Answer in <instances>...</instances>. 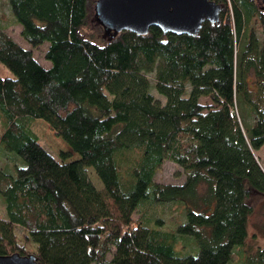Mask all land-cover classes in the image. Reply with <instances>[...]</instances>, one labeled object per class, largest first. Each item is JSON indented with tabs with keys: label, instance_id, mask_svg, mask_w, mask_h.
<instances>
[{
	"label": "trees",
	"instance_id": "obj_1",
	"mask_svg": "<svg viewBox=\"0 0 264 264\" xmlns=\"http://www.w3.org/2000/svg\"><path fill=\"white\" fill-rule=\"evenodd\" d=\"M215 1L218 21L196 34L103 29L97 41L83 30L95 0H6L29 46L0 21V63L12 72L0 75V150L13 155L0 166V254L228 264L236 251L241 264H264V246L241 249L250 198L264 199L254 153L264 144V0ZM45 42L47 66L33 54ZM35 118L77 158L45 148ZM165 160L181 167L182 182L155 180ZM167 204L179 209L171 226L150 216ZM178 236L194 247L177 248Z\"/></svg>",
	"mask_w": 264,
	"mask_h": 264
},
{
	"label": "rangeland",
	"instance_id": "obj_2",
	"mask_svg": "<svg viewBox=\"0 0 264 264\" xmlns=\"http://www.w3.org/2000/svg\"><path fill=\"white\" fill-rule=\"evenodd\" d=\"M95 3V2H94ZM260 4V2H258ZM263 3V2H262ZM89 17L87 20V24L83 27V30L89 35H93V39L99 41L101 38H104L103 27L94 15H91L94 12V4L89 9ZM91 15V16H90ZM0 21L4 26V30L10 34L13 39L23 46H29L27 41L21 35V25L16 23L9 11V7L7 5L6 0H0ZM47 46V42L42 44L39 48L33 49V54L35 58L42 65H49V60L45 59L43 56V51ZM0 75H12V72L5 67L2 63H0ZM150 79L152 80V74H149ZM153 81V80H152ZM152 92L154 96H160L155 89L152 88ZM200 100L202 102H207L209 99L207 97H201ZM31 129L37 135L40 143L47 148L55 157H59V153L61 151H69L70 156L68 159L77 158V154L71 151L68 145L55 134V132L50 128V126L41 118H35L31 122ZM2 128V124L0 122V130ZM254 153L264 170V144L260 146L257 150H254ZM12 153L8 151L0 150V166L6 165V163L12 162L10 158H12ZM85 170L91 182L97 187L101 189L103 187L102 182L94 171L93 167L86 166ZM155 180L160 182H174L180 183L183 181L184 174L181 171V167L171 160H165L156 170L154 175ZM250 202L253 206V210L249 216L248 221V236L245 239L244 246L241 248L243 250H253L257 246H264V199L262 196L254 195L251 196ZM151 212V210H148ZM178 207L175 204H167L163 206H158L150 216H162L165 220L166 226H171L172 222L170 218L178 215ZM148 212V213H149ZM4 213L3 206V197L0 194V215ZM139 213L136 211L134 213L137 216ZM173 215V216H171ZM176 247L183 250H190L194 247V242L190 238L180 237L178 236L176 241ZM241 254L238 252H234L232 255V259L228 264H241Z\"/></svg>",
	"mask_w": 264,
	"mask_h": 264
},
{
	"label": "water",
	"instance_id": "obj_3",
	"mask_svg": "<svg viewBox=\"0 0 264 264\" xmlns=\"http://www.w3.org/2000/svg\"><path fill=\"white\" fill-rule=\"evenodd\" d=\"M215 0H95L97 21L107 32L147 33L151 26L173 34H196L205 20L219 19ZM0 264H40L34 253L0 254Z\"/></svg>",
	"mask_w": 264,
	"mask_h": 264
}]
</instances>
